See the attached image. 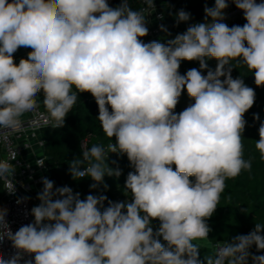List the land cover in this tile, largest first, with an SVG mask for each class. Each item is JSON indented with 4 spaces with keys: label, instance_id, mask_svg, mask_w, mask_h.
Returning <instances> with one entry per match:
<instances>
[{
    "label": "clouds",
    "instance_id": "1",
    "mask_svg": "<svg viewBox=\"0 0 264 264\" xmlns=\"http://www.w3.org/2000/svg\"><path fill=\"white\" fill-rule=\"evenodd\" d=\"M231 2L243 12V26L223 23L229 0H215L204 9L205 22L166 43H144L151 12L145 13L155 9L154 0H143V9L130 0L115 8L108 0H0V140L8 142L26 127L22 118L37 111L41 90L54 129L64 126L77 94L87 92L110 143L83 150L69 163L70 175L90 178L91 189L106 191L105 176L121 175L108 165L110 153L126 155L135 169L121 202L92 194L81 199L44 177L30 222L13 232L7 209L0 208V241L7 237L17 250L10 264L25 254L31 257L25 264H203L194 241L208 239L206 221L226 180L252 168L243 158V132L255 91L232 77L233 68L253 72L256 86L264 87V0ZM189 19L184 10L177 13V24ZM20 47L32 51L16 64ZM209 59L217 61L215 70ZM181 61H198L200 70L182 75ZM185 89L194 103L177 114ZM259 137L255 147L264 161V122ZM16 158L14 149L0 160V181L9 194L15 193L10 161ZM153 220L160 221L155 231ZM262 233L264 223L256 222L248 234L218 243L206 264H264V255L250 252L253 245L264 250Z\"/></svg>",
    "mask_w": 264,
    "mask_h": 264
},
{
    "label": "trees",
    "instance_id": "2",
    "mask_svg": "<svg viewBox=\"0 0 264 264\" xmlns=\"http://www.w3.org/2000/svg\"><path fill=\"white\" fill-rule=\"evenodd\" d=\"M141 0H130V4L134 9H140ZM110 7H117L121 0H108ZM215 0H173L163 17L164 28L167 32L162 31L154 41L165 42L168 39L175 38L177 34L184 33L187 28L194 23L205 22V7H214ZM236 8L235 4L229 0V6L225 11L230 12ZM180 10L190 14L187 22L177 24L176 16ZM211 22V18H208ZM229 27L233 25L243 26L246 21L243 13H235L225 16L222 21ZM208 68L215 70L217 61L209 59L206 61ZM196 68L200 70L198 61H181L179 68L180 74H185L188 70ZM202 74H207V69L202 70ZM253 72H247L243 67L233 68L232 77L243 79L245 85L251 87L255 91V102L245 114L246 120L245 130L243 132V158L252 161L251 171H242L241 174L234 178L226 180V189L221 194L220 204L214 214L207 219V224L211 231L208 234V241L211 244L217 242H225L231 240L237 235H246L251 232L256 222L264 223V161L260 159V153L255 147L256 141L259 140V127L264 122V87H257L254 80L250 78ZM223 80L224 77H221ZM76 105L68 113L65 118L64 126L58 129L46 126L42 129V138L44 143V154L46 155L48 179L54 182L56 187L68 186L73 193H80V198L85 199L87 195H105L108 200L113 202H121L128 197L124 194V187L129 172L135 169L131 166L126 155L120 156L115 153L108 155L107 163L112 168H119L121 175L105 176L104 181L108 185L105 191L103 186L98 189H91L90 185L93 181L90 178L74 180L69 172V163L77 157L82 156L83 149L81 141L89 134L92 137L89 140V148L94 144L107 145L110 140L106 137L102 130L98 117V105L94 97L90 93H78ZM40 106L43 107V91L39 92ZM194 103L189 98L186 89L179 98V102L174 109L175 113H180L188 106ZM45 110V109H44ZM109 110L111 111L110 107ZM254 114H258L259 120L254 119ZM115 143V137L112 138ZM175 170V165H173ZM194 181V177H190ZM2 195V183L0 181V198ZM108 200L105 201L104 207L108 206ZM247 208L248 213L245 214L241 209ZM103 211V209H101ZM160 221L153 220L151 226L154 231L159 228ZM264 234V233H262ZM161 243L163 241L162 237ZM194 243L200 246L199 259L206 264L205 257L214 255L212 246ZM261 250L257 252L255 246L251 248L254 255H262Z\"/></svg>",
    "mask_w": 264,
    "mask_h": 264
},
{
    "label": "built area",
    "instance_id": "3",
    "mask_svg": "<svg viewBox=\"0 0 264 264\" xmlns=\"http://www.w3.org/2000/svg\"><path fill=\"white\" fill-rule=\"evenodd\" d=\"M173 0H154L155 9L148 10L145 14L148 21L147 27L149 29L148 35L141 38L144 43L154 41L162 32L161 26L164 27L163 17L166 10L172 4ZM261 2V0H257ZM140 9L146 8L143 0L140 1ZM235 13H243L241 10L234 8L230 12L225 11V16ZM32 51L31 48L20 47L14 54V62L19 57H26L28 53ZM37 97L40 101L39 93ZM47 113L39 104V108L35 113H27L22 119L25 121V128L21 131L11 134L8 142L0 140V160L7 159L10 150H16L17 158L10 161L15 166V172L13 180L15 182V193L9 194L4 189L2 183V195L0 198V208L7 209L6 220L10 228L15 232L19 226L24 223L30 222L33 217L31 215V208L39 203L37 199L38 193L42 190V179L47 177V162L46 155L44 154V143L41 146L42 129L50 124L46 120ZM92 134L87 135L81 141V147L83 150L89 148V140ZM24 145H28L29 149ZM37 159L45 160L43 166H38L35 161ZM48 178V177H47ZM57 188L54 185V189ZM19 201V202H18ZM212 244V248L215 254L216 245ZM16 249L13 247L12 242L5 237L3 241H0V260L4 264H10L15 258ZM27 254L22 258L15 259V264H25V261L30 259Z\"/></svg>",
    "mask_w": 264,
    "mask_h": 264
},
{
    "label": "rangeland",
    "instance_id": "4",
    "mask_svg": "<svg viewBox=\"0 0 264 264\" xmlns=\"http://www.w3.org/2000/svg\"><path fill=\"white\" fill-rule=\"evenodd\" d=\"M20 61V59L18 61H16L15 63L18 64ZM36 206V205H34ZM198 243L200 244H204V245H208V246H212L211 243H209L208 239H204V240H197ZM250 252H251V249H250ZM252 253V252H251ZM262 255H264V251H262ZM249 264H251V260H249Z\"/></svg>",
    "mask_w": 264,
    "mask_h": 264
},
{
    "label": "water",
    "instance_id": "5",
    "mask_svg": "<svg viewBox=\"0 0 264 264\" xmlns=\"http://www.w3.org/2000/svg\"><path fill=\"white\" fill-rule=\"evenodd\" d=\"M250 78H251L252 80H254V73L251 74ZM77 98H78V95H77Z\"/></svg>",
    "mask_w": 264,
    "mask_h": 264
},
{
    "label": "crops",
    "instance_id": "6",
    "mask_svg": "<svg viewBox=\"0 0 264 264\" xmlns=\"http://www.w3.org/2000/svg\"><path fill=\"white\" fill-rule=\"evenodd\" d=\"M21 58H25V59H26V57H19L16 61H18V60L21 59Z\"/></svg>",
    "mask_w": 264,
    "mask_h": 264
}]
</instances>
